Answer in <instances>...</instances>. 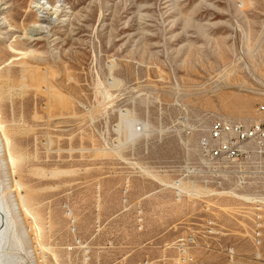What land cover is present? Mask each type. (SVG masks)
<instances>
[{"label":"rangeland","instance_id":"1","mask_svg":"<svg viewBox=\"0 0 264 264\" xmlns=\"http://www.w3.org/2000/svg\"><path fill=\"white\" fill-rule=\"evenodd\" d=\"M42 1L0 0V118L21 158L0 177L38 222L12 212L14 264H171L191 232L189 264H264V214L256 245L243 195L187 172L212 120L263 117L264 0Z\"/></svg>","mask_w":264,"mask_h":264},{"label":"built area","instance_id":"2","mask_svg":"<svg viewBox=\"0 0 264 264\" xmlns=\"http://www.w3.org/2000/svg\"><path fill=\"white\" fill-rule=\"evenodd\" d=\"M260 96L262 101L257 107V113L263 115L262 118L250 122L222 118L211 121L206 133L198 139L196 165L187 170L191 178L196 177L205 184L214 183L221 188L227 186L230 191L248 198L240 200L247 209H239V212L248 210L241 213L250 215V236L256 245L261 243L264 214V74L260 79ZM112 147H115V143ZM169 188L177 200L184 198L180 179L173 181ZM230 191H223L222 194L229 195ZM126 194L125 188L124 198ZM70 223L72 230H75V221ZM203 227V234L208 237L219 234L220 227L212 219L207 220ZM178 238L179 245L173 248L176 258L171 264L193 262L192 252L198 236L191 232ZM81 248L85 262L88 263L90 250L86 245H81Z\"/></svg>","mask_w":264,"mask_h":264},{"label":"bare ground","instance_id":"3","mask_svg":"<svg viewBox=\"0 0 264 264\" xmlns=\"http://www.w3.org/2000/svg\"><path fill=\"white\" fill-rule=\"evenodd\" d=\"M35 7L36 8H42V10H44V9L53 10V8H54V6H51V5L47 4V2H44L42 0H36ZM11 41H15V38H13ZM11 45L8 46L9 50L13 53H18V51L13 49L11 47ZM19 54H21V53H19ZM24 56H25V54H24ZM255 120H258V119H255ZM6 127L7 126H5V124L1 121V118H0V166L2 167V169L3 168L9 169V175L12 177V175H14V173H15L16 163H17L18 159L20 160L21 158H19L20 154L17 155L16 153H18V152H16L11 145V140H10V137L8 136L9 133L7 131L8 129ZM18 164H19V161H18ZM13 178H12V181L15 180ZM15 178H16V176H15ZM4 179H5L4 176H3V178L0 177V264H14L16 256L10 248L11 244H12V240H15L14 231H13V229H14L13 227L15 226V220L12 216V212L15 215H17L18 213H23L26 216H32V219L34 222H35L36 218L32 214V208H31L32 206L27 203V201H28L27 198L29 197V195L27 196V198L24 196V191L22 190L23 187H21L22 184L20 185L18 183L19 181L17 182L15 180L14 183L12 184L13 186H11V187L7 186L6 187L7 189H11L10 190L11 192L9 193L8 202L5 200L4 194H3ZM15 191H17L16 196L14 194L12 195V192H15ZM229 194H232V193L229 192ZM232 195L235 198H239L240 200L248 199L246 197H243L244 195L243 196H238L236 194H232ZM30 201H31V199H30ZM67 214L69 215V217H72V214L69 210L67 211ZM37 223L38 222H35L34 224H37ZM35 228L37 230V233H35V234L38 237L41 236L38 225ZM178 245H179V238L176 239V241L173 243L172 247L176 248Z\"/></svg>","mask_w":264,"mask_h":264}]
</instances>
